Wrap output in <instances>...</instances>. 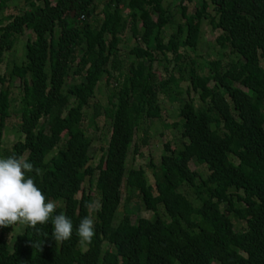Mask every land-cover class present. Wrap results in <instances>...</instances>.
Segmentation results:
<instances>
[{
	"label": "trees",
	"instance_id": "16d2710c",
	"mask_svg": "<svg viewBox=\"0 0 264 264\" xmlns=\"http://www.w3.org/2000/svg\"><path fill=\"white\" fill-rule=\"evenodd\" d=\"M8 1L0 0V12ZM39 1L43 6L35 10L0 17V64L15 37L30 33L25 61L11 73L22 89L24 139L10 150L3 147L12 94L2 77L0 158L25 156L40 169L39 175L33 171L26 178L34 179L46 202H55L53 215L72 220L73 234L55 242L51 219L37 225L39 231L25 226L20 247L11 252L7 239L20 224L0 227V264H264V0H199L192 16L187 5L194 0H179L184 23L166 44L164 30L172 15L163 8L164 0H102L101 23L91 19L95 0ZM204 21L221 31L218 44L240 59L226 68L218 60L211 62L209 75L190 73V89L202 107L196 109L193 99L183 103L184 151L165 145L161 163L149 164L151 186L145 170L128 171L127 164L137 132L145 122L161 118L159 98L175 83L172 75L163 78L154 69L157 55L167 60L170 54L179 63L182 49H196ZM129 27L144 45L131 51L133 61L119 57L120 36ZM80 49L77 72L82 80L66 88ZM105 74L117 91L109 97L111 109L105 110L112 125L106 157L97 166L95 235L82 245L75 229L90 214L85 204L92 202L96 173L85 168L91 140L82 129L83 113ZM95 108L97 117L100 106ZM64 134L67 140L60 148ZM191 159L210 170L206 179L190 168ZM124 185L147 211L163 207L170 224L160 217L133 221L135 211L126 209L115 225ZM234 220L245 224L244 231L235 229Z\"/></svg>",
	"mask_w": 264,
	"mask_h": 264
},
{
	"label": "rangeland",
	"instance_id": "374dc122",
	"mask_svg": "<svg viewBox=\"0 0 264 264\" xmlns=\"http://www.w3.org/2000/svg\"><path fill=\"white\" fill-rule=\"evenodd\" d=\"M55 1V0H52ZM105 1L95 0L94 13L91 16L93 22H102L104 15L102 14L103 5ZM199 4V0H194L193 3L187 5V15L192 16ZM43 4L39 0H35L31 4H27L26 0H9L8 8L5 11L0 12V17H7L10 15H17L23 13L25 10H35L38 7H42ZM163 8L166 9L172 15V21L166 26L164 30L165 44L168 42L171 35L177 32L178 27L184 23L182 17V12L180 10L179 0H164ZM113 12V8L111 9ZM208 13L214 16L213 7L208 9ZM158 12L154 14L155 20L158 18ZM128 12L124 13L125 18ZM128 18V17H127ZM139 28L143 32L141 23ZM140 32V33H141ZM29 32L26 31L23 35H17L15 37V43L10 52L5 53L2 63L0 64V79L6 77L7 81L10 83L11 94H12V106H11V117L7 122L4 133V149L10 150L12 146L23 140L24 137L20 131L21 117L19 113L22 89L20 86V81L18 78L12 77L11 73L15 66H20L25 61V49L26 44L29 39ZM221 35V31L214 30L212 25L208 21H204L201 28V33L199 41L195 50L190 48L182 49L181 54L183 60L179 63L174 62L169 58L166 60L158 52L159 61L155 64L154 69L159 72V74L166 78L172 75L175 79V83L171 85L170 92L167 94H162L159 98V103L162 110V116L160 119L145 122L141 129L137 132L133 143L131 144L127 170L131 169H143L146 172V177L148 183L154 186V180L152 177L151 170L149 168L150 162L156 165L161 163V158L165 154V145L170 144L172 150L184 151V143L181 137V125L183 117L182 105L185 101L193 99L194 106L196 109L202 107L201 102H199L198 97L190 89V73L195 70L199 75L205 76L209 75L210 63L213 61H220L223 68L231 62H236L240 57L234 53L229 47H222L218 44L217 39ZM119 45V57L126 61L136 60L135 56H131V51L137 46H144L141 42H138L132 34L130 27L120 36ZM83 52L80 49L77 53V63L72 67L70 75L66 82V88L72 84L79 83L82 79L80 74L77 72L78 63L81 62L80 58ZM111 60H109L110 65ZM262 66L264 68V59L262 60ZM110 71V69H108ZM108 75L105 74L96 89L94 98L90 101V104L84 110V121L82 124V129L85 131L88 138L91 140V148L86 157L85 168L89 171H96L93 177V187L90 191L92 202L99 203V194L96 190L97 181V166L106 157L107 147L111 135V125L112 120L106 115L105 110L107 108L111 109L109 104V97L117 91L115 83L111 81L107 82ZM1 86V84H0ZM176 95V99L173 95ZM180 94L177 95V94ZM70 104H74V99H70ZM99 105V115L96 117L95 106ZM44 127L43 122L41 123V128ZM144 132L147 134L148 144H143ZM67 140V135L64 134L62 137V143L60 148L63 147V143ZM137 150V152H136ZM190 168L193 171L199 173L201 179H206L210 170L203 165L198 164L194 159L189 161ZM191 191L184 187L183 193L187 194L190 199L194 196L191 195ZM237 193L241 194L240 191ZM200 206V203H195ZM134 210L133 221L137 218H145L149 220H155L156 217H160L162 220L170 224L169 218L165 213L163 207L159 206L156 213L152 211H147L142 205L139 198L135 195H131L128 188L123 187V199L120 210L117 213L114 224L119 222V219L123 216L124 210ZM98 210V209H97ZM96 212V211H95ZM92 213L93 215L95 214ZM235 229L237 231H244L245 224L242 222L233 221ZM25 225H19L14 227L8 236V249L13 252L20 247V239L24 233ZM109 246L105 244L104 250Z\"/></svg>",
	"mask_w": 264,
	"mask_h": 264
},
{
	"label": "clouds",
	"instance_id": "9594fccd",
	"mask_svg": "<svg viewBox=\"0 0 264 264\" xmlns=\"http://www.w3.org/2000/svg\"><path fill=\"white\" fill-rule=\"evenodd\" d=\"M40 169L28 162L25 156H9L0 158V227L16 224L37 229V225H44L51 219L52 238L55 242L70 240L73 234V222L65 214L53 215L56 204L48 200L26 173ZM89 215L82 218L76 227V235L82 245L90 244L95 235L94 213L98 202L86 203ZM34 246V245H32Z\"/></svg>",
	"mask_w": 264,
	"mask_h": 264
}]
</instances>
